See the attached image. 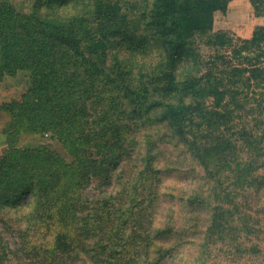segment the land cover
<instances>
[{
    "label": "trees",
    "instance_id": "1",
    "mask_svg": "<svg viewBox=\"0 0 264 264\" xmlns=\"http://www.w3.org/2000/svg\"><path fill=\"white\" fill-rule=\"evenodd\" d=\"M232 1L0 2V82L28 76L0 105V264H183L177 213L208 204L192 264L263 256L264 26L211 35ZM206 35L229 49L201 57ZM156 126L188 146L207 196L166 187Z\"/></svg>",
    "mask_w": 264,
    "mask_h": 264
},
{
    "label": "rangeland",
    "instance_id": "2",
    "mask_svg": "<svg viewBox=\"0 0 264 264\" xmlns=\"http://www.w3.org/2000/svg\"><path fill=\"white\" fill-rule=\"evenodd\" d=\"M3 0H0V2ZM12 1V0H8ZM131 2H136L138 4L142 3V0H130ZM18 6L24 9L23 5H29V0H17ZM230 12L222 13L217 12L215 14V22L213 30L210 32L212 34L226 33L233 40L250 39L256 27L253 22V11L250 0H234L230 5ZM143 10V5H141V10L135 15L138 16ZM241 33V34H239ZM209 38V35L197 37L194 48H197L198 54L207 58L218 52L227 51L229 48L222 49L220 47L209 48L205 45V42ZM237 42V41H236ZM150 42V38L147 40ZM153 53L155 50L152 48ZM28 87V76L26 73H21L17 78H7L2 83L0 82V105L6 102H10L19 98L20 95ZM6 117L3 116L0 111V127H2L3 122H5ZM150 133L156 136V141L158 142L157 151L160 156L159 160L161 162V167L164 169H169L171 173L169 175L176 179H170L166 183V187L173 192H191L196 190L202 196H207L209 189L205 179L204 171L202 167L193 160L191 153L186 152L188 146L171 135L170 131L164 126H156ZM51 138V137H50ZM53 146L63 153V149L55 138L50 141ZM4 139L1 138L0 147L4 146ZM93 194L98 193L97 189L93 188L90 190ZM175 210L178 208L174 207ZM211 205L204 209H197L196 211L182 210L181 213H177L180 218L179 227L181 228L178 232L180 235L178 237L185 240L183 247L187 249L186 259L183 264H192L194 258L197 255L198 247L200 246L204 231L206 229L207 222L210 217ZM261 216L263 220L264 229V215L260 212L257 213ZM186 228V229H185ZM184 231H183V230ZM262 240L258 241L264 249V234L261 235ZM210 260L209 264H232L226 261L224 257L217 260ZM212 261V262H211ZM208 264V263H206ZM239 264H264V254L263 256L255 257L249 259L246 257V261Z\"/></svg>",
    "mask_w": 264,
    "mask_h": 264
},
{
    "label": "crops",
    "instance_id": "3",
    "mask_svg": "<svg viewBox=\"0 0 264 264\" xmlns=\"http://www.w3.org/2000/svg\"><path fill=\"white\" fill-rule=\"evenodd\" d=\"M234 1V0H233ZM232 1V2H233ZM232 2L230 3V5L232 4ZM230 5H229V8H228V10H227V12H230ZM253 7V6H252ZM252 11H253V22H254V25L255 26H264V16L263 17H257L256 15H255V11H254V8H252ZM239 34H241V33H239Z\"/></svg>",
    "mask_w": 264,
    "mask_h": 264
}]
</instances>
